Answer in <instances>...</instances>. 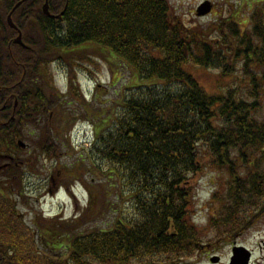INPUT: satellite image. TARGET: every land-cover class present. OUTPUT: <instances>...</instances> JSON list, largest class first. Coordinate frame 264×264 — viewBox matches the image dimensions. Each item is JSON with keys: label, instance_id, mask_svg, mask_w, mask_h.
<instances>
[{"label": "trees", "instance_id": "trees-1", "mask_svg": "<svg viewBox=\"0 0 264 264\" xmlns=\"http://www.w3.org/2000/svg\"><path fill=\"white\" fill-rule=\"evenodd\" d=\"M18 1L0 0V104L3 95L12 104L19 99L15 119L0 126V152L7 144L21 149L17 138L26 118L36 125L43 117V131L36 138L27 134L36 140L35 152L14 155L0 175V264H140L185 255L199 241L189 218L190 178L202 168L203 153L231 175L222 214L240 213L264 193V122L254 115L264 86V14L255 12L252 29L244 31L233 20L218 25L221 34L212 39L188 28L170 0H49L52 15L42 9L45 0H26L13 15L27 48L12 41L16 31L5 19ZM103 53L139 79L112 100L108 116L104 109L88 150L95 172L123 200L116 216L108 227L83 231L56 216L24 220L18 211L28 170H39L41 157L55 159L51 123L61 126L58 97L67 95L48 94L45 69L56 60L99 65L93 59ZM239 64L255 101L237 85L208 91L191 67L219 68L227 76ZM70 84L68 94L81 105L93 101L72 77ZM73 123L60 132L65 140ZM245 166L248 174L237 175Z\"/></svg>", "mask_w": 264, "mask_h": 264}, {"label": "rangeland", "instance_id": "rangeland-1", "mask_svg": "<svg viewBox=\"0 0 264 264\" xmlns=\"http://www.w3.org/2000/svg\"><path fill=\"white\" fill-rule=\"evenodd\" d=\"M202 1L170 0L173 14L177 15L188 28L201 31L212 39H218L221 34V31L216 29L218 25L225 27L229 20H233L239 30L244 31L252 29L254 21L252 17L255 12L264 14V0H217V6L211 13L199 16L195 12ZM109 55L103 53L94 58L93 60L99 61V65L85 62L96 72L94 76L80 66L84 63L82 60H78L77 66L70 60L68 62L56 60L45 69L49 80V84H46L48 94L53 96L52 93L59 92L67 95L58 97L62 127L51 123L52 133L57 137L58 144L55 159L48 157L49 159L43 161L41 157L38 162L39 170H28L30 174L25 183L28 195L24 194L25 196L22 197L24 201L19 203V210L25 213L24 217L29 222H32V216L43 220L58 216L63 223L74 224L75 231H83L95 226L108 227L116 216V204L123 200L121 197L117 198L116 187L95 172L96 166L88 154L91 148L89 140L83 139L76 131L77 128L68 140L60 134L70 120L75 124L78 120L86 119L96 127L97 121L106 116L104 109L108 110L107 116L109 115V108L114 103L112 100L119 97L128 85L139 81L130 68L114 65L111 62L113 58L110 60ZM191 67L208 91L223 92L237 85L238 93L255 101L256 97L250 95L252 89L247 86L248 78L244 76L242 65L239 64L236 72L227 76H222L219 68ZM71 77L84 94H89L85 99H93L91 103L81 105L75 95L68 94ZM259 90L260 95L256 101L260 106L255 110L254 115L264 122V86ZM28 119L30 120V117L26 118V127L22 130L24 135L19 136L28 145L20 147L21 149L15 148L14 154L17 156L35 152L36 140H32L27 134L36 138L43 131L39 126V123L41 125L43 123V117L36 125H32ZM72 125H69V129ZM201 158L202 168L190 178L192 204L191 216L189 215L199 230L196 238L200 240L197 241L200 244L189 249L191 253L187 251L185 255L177 258L169 257L168 260L156 263L143 261L140 264H229L232 247L235 244H243L252 252L250 264H264V208L262 209L264 193L246 201L247 203L245 202L241 207L242 212L227 213L223 210L224 214H222L221 205L228 202L226 198H228V183L231 175L225 167L215 164L208 153H203ZM236 174L246 176L248 174L246 166L237 168ZM47 176L49 182L44 181ZM41 182H45L46 186ZM73 187L79 199L72 195ZM111 202L114 204H110ZM243 217H246V220ZM43 249L52 256L61 258V253L57 254V251L50 253L47 247ZM50 249L53 250L51 247ZM214 254L220 256L219 260H212Z\"/></svg>", "mask_w": 264, "mask_h": 264}, {"label": "water", "instance_id": "water-1", "mask_svg": "<svg viewBox=\"0 0 264 264\" xmlns=\"http://www.w3.org/2000/svg\"><path fill=\"white\" fill-rule=\"evenodd\" d=\"M24 1H26V0H19L18 2H16L14 4V6L12 7L11 11L8 14V22H9L11 27L16 28L19 31V34L14 38V42L19 43V44L23 45L24 47H28V45L26 43H24V41H23L21 30L15 24L13 17H12L14 11L18 7H20ZM211 8H212L211 1L206 0L198 6L197 14L198 15L207 14L211 10ZM43 10L46 14H51L50 10H49V0H45V2L43 4ZM18 142L22 146L25 145V143L22 140H19ZM232 250H233V255L231 256V261L229 264H248L249 263L251 251L248 248H246L244 245H235L232 248ZM218 259H219L218 256H215L212 258V260H214V261H217Z\"/></svg>", "mask_w": 264, "mask_h": 264}, {"label": "flooded vegetation", "instance_id": "flooded-vegetation-1", "mask_svg": "<svg viewBox=\"0 0 264 264\" xmlns=\"http://www.w3.org/2000/svg\"><path fill=\"white\" fill-rule=\"evenodd\" d=\"M211 1L213 2V7H212V11H213L215 9V7L217 6V0H211ZM14 37H15V35L11 37L12 41H13ZM10 95L14 96V92L11 91ZM3 96L5 98L2 100V102L0 104V126H7L8 127L10 124V121L15 119L13 113L16 111V109L19 105V99L15 98V100H14L15 103L12 104L10 97H6V95H3ZM13 150H14L13 145L7 144L6 148L4 147L3 151L0 152V175L2 174V171L9 169V167L12 166L13 159H14ZM10 181H11V189L13 190V185H12L13 184V175H11ZM19 213H23V212L18 211V214ZM32 218L36 219L35 216L34 217L32 216Z\"/></svg>", "mask_w": 264, "mask_h": 264}]
</instances>
